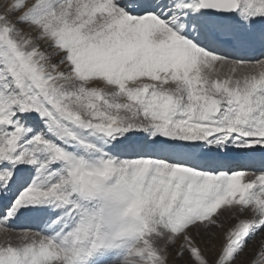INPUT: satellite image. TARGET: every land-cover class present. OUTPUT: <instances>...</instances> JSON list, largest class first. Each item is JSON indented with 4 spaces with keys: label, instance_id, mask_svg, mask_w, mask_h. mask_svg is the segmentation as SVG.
<instances>
[{
    "label": "snow or ice",
    "instance_id": "1",
    "mask_svg": "<svg viewBox=\"0 0 264 264\" xmlns=\"http://www.w3.org/2000/svg\"><path fill=\"white\" fill-rule=\"evenodd\" d=\"M0 235V264H264V0H0Z\"/></svg>",
    "mask_w": 264,
    "mask_h": 264
},
{
    "label": "rangeland",
    "instance_id": "2",
    "mask_svg": "<svg viewBox=\"0 0 264 264\" xmlns=\"http://www.w3.org/2000/svg\"><path fill=\"white\" fill-rule=\"evenodd\" d=\"M35 223V222H33ZM28 224L27 222L22 221L21 224L24 226H30L32 227V224ZM235 223V220L232 219L229 214H225V217L223 218V224L224 227L222 229H214L213 233L209 235H202L198 237V242L200 243L201 248L205 249V254L209 257L212 258L216 255L217 252H219L221 245L224 242V233L225 231ZM36 226H38L36 224ZM36 228V227H32ZM3 236L0 235V242H2ZM248 253L245 254L244 259L248 260ZM188 260V257L185 256L184 260H179V261H174V264H186Z\"/></svg>",
    "mask_w": 264,
    "mask_h": 264
},
{
    "label": "bare ground",
    "instance_id": "3",
    "mask_svg": "<svg viewBox=\"0 0 264 264\" xmlns=\"http://www.w3.org/2000/svg\"><path fill=\"white\" fill-rule=\"evenodd\" d=\"M242 163V161L238 160L237 164ZM31 225V224H30ZM27 226V225H26ZM30 227V226H29ZM32 227H37L36 223L32 224ZM261 246V239H257L254 243L251 244L249 250H248V260L250 261L253 254H255V252L257 251V249Z\"/></svg>",
    "mask_w": 264,
    "mask_h": 264
}]
</instances>
